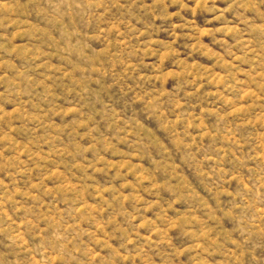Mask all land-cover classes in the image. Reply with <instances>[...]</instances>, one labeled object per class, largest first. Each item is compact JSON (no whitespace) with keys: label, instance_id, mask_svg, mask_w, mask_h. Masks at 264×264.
<instances>
[{"label":"rangeland","instance_id":"1","mask_svg":"<svg viewBox=\"0 0 264 264\" xmlns=\"http://www.w3.org/2000/svg\"><path fill=\"white\" fill-rule=\"evenodd\" d=\"M0 264H264V0H0Z\"/></svg>","mask_w":264,"mask_h":264}]
</instances>
